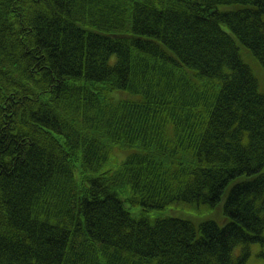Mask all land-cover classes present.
Listing matches in <instances>:
<instances>
[{"label": "trees", "instance_id": "trees-1", "mask_svg": "<svg viewBox=\"0 0 264 264\" xmlns=\"http://www.w3.org/2000/svg\"><path fill=\"white\" fill-rule=\"evenodd\" d=\"M241 49L264 70V0H0V264H246L264 77Z\"/></svg>", "mask_w": 264, "mask_h": 264}, {"label": "rangeland", "instance_id": "rangeland-1", "mask_svg": "<svg viewBox=\"0 0 264 264\" xmlns=\"http://www.w3.org/2000/svg\"><path fill=\"white\" fill-rule=\"evenodd\" d=\"M241 54H242L243 59L248 64H250V66L257 64V66L262 71V77H264V70H263L261 64L259 63V61L257 60V58L253 55V53L251 51H249V50L241 49ZM252 69H253V71H254V73L256 75V72H255L254 68H252ZM255 69L257 70V67H255ZM258 80H259V78H258ZM259 83H260V81H259ZM263 85H264V83H263ZM263 85H261V83H260L261 89L264 90V86ZM133 152H135V150H126V149H122L121 146H116L113 149V153H112L113 156H112L111 161H114L116 163V165L120 164L123 160L126 159V157L130 153H133ZM250 249L252 251L251 252L252 254H251V257L249 258V260L247 261L246 264H264V244L263 245H261V244L253 245ZM239 251L240 252L242 251L241 247H239L238 250H236V252H239Z\"/></svg>", "mask_w": 264, "mask_h": 264}, {"label": "bare ground", "instance_id": "bare-ground-1", "mask_svg": "<svg viewBox=\"0 0 264 264\" xmlns=\"http://www.w3.org/2000/svg\"><path fill=\"white\" fill-rule=\"evenodd\" d=\"M250 65V64H249Z\"/></svg>", "mask_w": 264, "mask_h": 264}]
</instances>
